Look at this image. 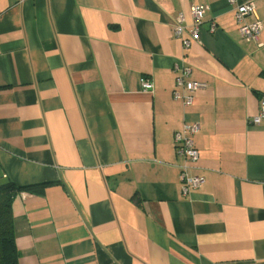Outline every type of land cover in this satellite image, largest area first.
Masks as SVG:
<instances>
[{"label": "crops", "instance_id": "obj_1", "mask_svg": "<svg viewBox=\"0 0 264 264\" xmlns=\"http://www.w3.org/2000/svg\"><path fill=\"white\" fill-rule=\"evenodd\" d=\"M253 2L258 42L227 0H0V181L52 182L12 197L18 264H264ZM194 4L183 50L173 23ZM179 64L207 84L188 106L171 95ZM193 121L204 181L185 194L173 134Z\"/></svg>", "mask_w": 264, "mask_h": 264}, {"label": "built area", "instance_id": "obj_2", "mask_svg": "<svg viewBox=\"0 0 264 264\" xmlns=\"http://www.w3.org/2000/svg\"><path fill=\"white\" fill-rule=\"evenodd\" d=\"M232 7L235 19L238 23V32L241 39L258 42L262 24L258 20H247V17L254 13L255 5L253 0H227ZM207 7L201 4H194L190 7L191 22L187 24L182 13L175 16L172 35L179 40L183 50H186L193 41H198L204 21ZM216 24L210 23V32H214ZM179 73L175 78V85L171 95L174 100H180L184 106L192 104L194 93L207 87L205 82L189 79L191 69L189 66L179 64ZM139 84L144 90H152V82L147 77H141ZM264 118V94L260 96L258 111L250 121L258 124ZM199 130V122L185 123L181 130L173 134L174 148L177 155L181 156L183 163L180 165L179 181L181 190L188 194L198 188L204 181V177L194 172L199 159V152L195 146L194 137ZM5 177V175L3 176ZM1 183V181H0Z\"/></svg>", "mask_w": 264, "mask_h": 264}, {"label": "trees", "instance_id": "obj_3", "mask_svg": "<svg viewBox=\"0 0 264 264\" xmlns=\"http://www.w3.org/2000/svg\"><path fill=\"white\" fill-rule=\"evenodd\" d=\"M52 182L16 186L11 182L0 183V264H18L19 252L15 244V228L12 215V197L22 190L42 192Z\"/></svg>", "mask_w": 264, "mask_h": 264}]
</instances>
